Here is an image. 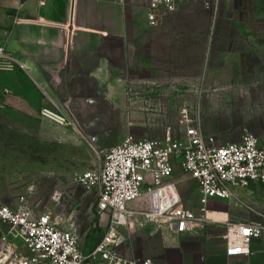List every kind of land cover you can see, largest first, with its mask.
I'll use <instances>...</instances> for the list:
<instances>
[{
    "label": "rangeland",
    "instance_id": "obj_1",
    "mask_svg": "<svg viewBox=\"0 0 264 264\" xmlns=\"http://www.w3.org/2000/svg\"><path fill=\"white\" fill-rule=\"evenodd\" d=\"M176 13L197 16L194 30L184 33L186 50H164L162 63L169 66L159 69L171 73L148 81V87H127L126 102L109 106V136L114 142L126 134L161 137L175 129L178 110L187 104L199 108L203 131L219 141L237 140L243 128L264 139V0H212L209 10L196 1ZM202 34L209 44L204 43L200 60L201 43L189 36ZM75 127L43 118L40 110L37 115L0 111V204L15 205L24 197L35 214L49 211L57 224L73 228L79 248L86 252L100 238L106 220L98 218L94 197L77 176L98 164L90 136L107 129L99 123L97 130L86 134ZM183 177L179 179L187 185L179 190L182 202L201 215L197 191ZM55 192L57 201L52 199ZM223 208L239 222L264 219V183H250L235 189L230 200L207 204L206 215L213 221L197 231L213 229L215 243L224 242L225 225L217 222L225 218L219 211ZM13 243L24 250L18 240Z\"/></svg>",
    "mask_w": 264,
    "mask_h": 264
},
{
    "label": "crops",
    "instance_id": "obj_2",
    "mask_svg": "<svg viewBox=\"0 0 264 264\" xmlns=\"http://www.w3.org/2000/svg\"><path fill=\"white\" fill-rule=\"evenodd\" d=\"M196 1L209 10L201 0L182 8ZM146 5L147 0H0V45L5 52L0 59V111L37 115L48 108L80 133L97 130L99 123L108 132L109 106L126 102L127 87H148L158 75L170 74L159 69L169 66L162 63L161 53L186 50L184 33L195 28L197 16L176 11L150 24ZM15 15L27 21L14 23ZM204 21L207 35L209 20ZM206 35L189 36L201 43L200 60L204 43L209 44ZM185 180L197 191L193 180ZM186 185L181 181L179 190ZM219 211L225 218L217 222H239L227 208ZM121 234L119 251L149 258L151 264H264V234L251 240L248 255L232 257L224 254L223 240L212 241L213 229L207 227L178 236L155 223L134 224Z\"/></svg>",
    "mask_w": 264,
    "mask_h": 264
},
{
    "label": "built area",
    "instance_id": "obj_3",
    "mask_svg": "<svg viewBox=\"0 0 264 264\" xmlns=\"http://www.w3.org/2000/svg\"><path fill=\"white\" fill-rule=\"evenodd\" d=\"M188 1L147 0V22L158 23ZM201 1L210 8L212 0ZM25 21L13 17L14 23ZM4 56L0 45V59ZM40 115L59 125L71 124L48 108L40 109ZM96 154L98 164L80 173L77 182L92 193L98 218L106 220L100 238L83 251L73 228L57 224L49 211L35 214L21 196L15 205L0 204V264H151L149 258L119 251L122 228L155 223L175 234L194 233L210 221L205 218L210 200H230L235 189L264 183V139L243 128L237 140L219 141L215 134L203 131L199 108L187 104L179 108L174 130L154 138L126 134ZM176 172L195 182L201 215L183 204L182 180ZM52 199L57 201L59 195L55 192ZM262 234L264 219L227 223L224 254L248 255L251 240ZM15 240L24 250L18 249Z\"/></svg>",
    "mask_w": 264,
    "mask_h": 264
},
{
    "label": "water",
    "instance_id": "obj_4",
    "mask_svg": "<svg viewBox=\"0 0 264 264\" xmlns=\"http://www.w3.org/2000/svg\"><path fill=\"white\" fill-rule=\"evenodd\" d=\"M90 139L94 142V144L97 146V150L99 151L105 150L115 144L113 141L114 137L109 136V131L91 135Z\"/></svg>",
    "mask_w": 264,
    "mask_h": 264
},
{
    "label": "bare ground",
    "instance_id": "obj_5",
    "mask_svg": "<svg viewBox=\"0 0 264 264\" xmlns=\"http://www.w3.org/2000/svg\"><path fill=\"white\" fill-rule=\"evenodd\" d=\"M206 213H207V210H206ZM206 213H205V218L208 219V220H210V221H213V220H211V219L206 215Z\"/></svg>",
    "mask_w": 264,
    "mask_h": 264
}]
</instances>
